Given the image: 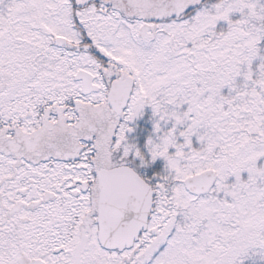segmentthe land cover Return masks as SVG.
Returning <instances> with one entry per match:
<instances>
[{"label": "snow or ice", "instance_id": "1", "mask_svg": "<svg viewBox=\"0 0 264 264\" xmlns=\"http://www.w3.org/2000/svg\"><path fill=\"white\" fill-rule=\"evenodd\" d=\"M0 264H264V0H0Z\"/></svg>", "mask_w": 264, "mask_h": 264}]
</instances>
